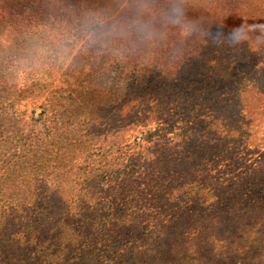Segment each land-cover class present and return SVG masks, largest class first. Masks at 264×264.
I'll use <instances>...</instances> for the list:
<instances>
[{
  "label": "trees",
  "instance_id": "1",
  "mask_svg": "<svg viewBox=\"0 0 264 264\" xmlns=\"http://www.w3.org/2000/svg\"><path fill=\"white\" fill-rule=\"evenodd\" d=\"M144 1L139 4L134 0L135 6H143L153 15H158L170 3H177L183 9L185 19L199 25V31L185 36L171 25H158L159 28H165V35L159 39L161 41L153 40L139 46L119 37L104 45L89 44L88 37L84 36L78 41L75 57L82 60L85 69L74 64L75 69H68V72L83 70L82 74L85 75L86 70L89 76L93 70L91 65L96 64L98 70L103 72L98 77L100 81L84 80L68 88L71 103L62 112L55 113L50 109L54 98L46 99L42 104L43 113L40 114L44 121L35 120L39 124L38 128L26 125L20 127L14 114L0 106V264L23 263L26 254L30 258L33 255L36 261L45 260L43 255L48 252L43 244L55 239L54 228H61L62 224L69 222L83 223L86 227L88 223L93 227L96 222L104 234H117L124 227L130 228L134 234L141 232L136 227L147 231L144 225L155 209L153 204L148 208L139 204L147 191L146 182L136 176L122 174L128 166L122 169L124 162H115L112 158H146L147 152L159 146L162 150L154 153H166L169 149V152L181 156L177 164L181 174H197L205 179L210 176L204 168L217 160L221 162L222 158H234L231 159L234 165L230 168L231 172L241 171L238 158L247 157L248 154H244L247 147L254 145L257 148V140H251V137H258L254 125L261 114L256 113L253 107L261 102L264 94V67L254 72H250L249 68L244 69L237 79L231 78L226 86H217V82L223 78L219 70L227 62L250 61L257 50L264 46V0H212L217 8L212 14H207L209 17L193 9V0ZM199 2L201 4L204 0ZM60 3V0H0V7H8L0 18V40L4 37L11 42L18 28L27 34L28 29L41 33L49 28L66 29V32L72 28L80 33L81 20L76 22L72 16L55 20L33 15L17 17L24 11L22 7L53 12ZM117 14L107 18V21H122L132 16ZM208 32L210 34L206 38ZM221 32L226 35H221ZM156 44L164 46L165 52L163 48L160 54L157 53ZM13 45L6 48L0 43V91L6 89L2 84L4 80L17 77L12 69L13 64L2 59L6 53H15ZM110 46L112 51L115 50L111 59L113 64L108 63ZM157 70L161 71L162 79L155 83L151 81V75H155ZM105 73L112 76L105 78ZM33 85L39 87V92L33 95L34 99L49 95L45 83L26 82L22 86L23 91ZM155 85L159 86V92L152 94ZM100 88H103L102 92H99ZM147 95H151L149 100ZM49 113L51 117H48ZM99 117L114 123L125 122L124 126H117L113 131V136L120 138L123 145L128 142L122 139L125 133L135 132L140 127L149 126V123L157 124V127L143 132L134 145H125L128 154L124 152L125 155H119V146V156L114 157V151L95 153L98 149L93 144L94 140L105 135V130H102L104 122ZM126 120L129 121L127 124ZM47 122L53 126H46ZM166 130L177 132L162 136ZM247 130L252 134L249 139L245 137ZM71 158H80L81 163L84 159L82 164H78ZM93 158H103L108 162ZM256 158L264 159V151L258 152ZM250 167L253 168L254 164ZM76 170H79V176L75 174ZM103 170L106 175L101 178L99 173ZM256 170L255 166L252 171ZM239 171L228 188L218 189L220 194L216 195L222 199L217 207L207 206L209 200L194 193L192 187L179 192V197L175 194V199L170 197V202L183 210L177 215L178 221L186 224L193 209L198 212L201 210L200 205L204 204L207 206L205 211L209 213L207 216L211 217V226L219 214L226 215L230 220L235 219L240 213L228 204L226 196L240 190L241 193L231 198L229 203H237L238 197H252L246 199L249 200L247 208L241 211L251 219L253 203L264 194V184L254 197L249 191H252L254 182L251 180L255 175L250 178L238 177L241 174ZM73 181L77 186L86 183L94 189L67 192L66 186H72ZM100 181L106 183L100 186ZM105 185L108 188L117 186L123 197L128 195L132 198L129 205L132 207L129 208L131 212L123 206L114 207ZM97 198L100 200L95 205L94 200ZM155 201L147 200L149 203ZM130 222L132 225H129ZM230 225H220V230L225 232V227ZM231 228L232 231L236 229L235 226ZM20 233H24L23 238H18ZM97 233L99 231L96 228L92 234ZM30 241L34 245L26 251ZM20 242L28 245L21 247ZM109 248L115 249L110 245Z\"/></svg>",
  "mask_w": 264,
  "mask_h": 264
},
{
  "label": "rangeland",
  "instance_id": "2",
  "mask_svg": "<svg viewBox=\"0 0 264 264\" xmlns=\"http://www.w3.org/2000/svg\"><path fill=\"white\" fill-rule=\"evenodd\" d=\"M54 1L57 2L58 0ZM60 1L61 3L58 9L53 12L36 11L35 9L22 7L24 11L19 13L17 17L33 15L34 17H50L52 20H55L60 17L68 18L72 16V19L77 22L78 20H82L83 17L93 14L104 16L107 19L119 12L117 15L128 17L137 9L143 7L139 5V7L135 6L136 3L134 0ZM136 1L139 4L145 2L144 0ZM192 3L194 6L193 9L197 13L205 14L206 17H209L207 14H212L217 8L216 4L212 3V0H204L201 4L200 2L198 3V0H193ZM79 6H81V9H79ZM7 9L8 7L5 5L0 7V18ZM28 30L29 34L24 33L22 28H18L17 32H14L15 37H13L11 42L4 37L0 40V43L6 48H8L10 44H14L12 50L15 53H6L2 56V59L4 58L9 64H13L12 69H14V72L17 74L15 79H10L8 81L4 80L2 83L6 86V89L0 91V102H2L0 106L4 107V110H7L8 113L14 114L20 127L26 125L27 127L29 126V128H38L39 124H36L35 120H40V122L44 121V118H42L40 114L43 113L42 104L46 102V99L49 98L52 100L54 98L53 106L50 107V109L55 113L62 112L63 109L65 110L66 106L71 103V99H69L70 91H68V88H73L78 82H83L84 80L94 79V82L96 80L100 81L101 79L98 77H100L101 74L103 75V72L98 70V65L96 64L91 65L93 70L89 76L86 74V70H84L85 75H83V70H79L77 73L68 72V69H75L74 64L79 65L80 69H85V67L82 66V60L80 58L76 59L75 57L78 50V41L86 36L82 31L78 33L72 28H69V32H66V29L59 30L55 28H49L46 32L41 33H39V30ZM160 31L162 36L165 35V28H160ZM16 37H25L28 40H17ZM37 37L59 39L65 42L67 44V55L60 60L49 61L41 66L21 63L19 54ZM159 39L160 38L156 40L161 41ZM157 46V53L160 54L163 48L165 52L164 46L162 47L161 44L160 46L156 44V47ZM112 49L113 48L110 46V51L108 53L110 59L108 61L109 64H113L111 59L113 58L115 50L112 51ZM162 56H164V54ZM84 59L91 61L88 57ZM95 62L97 63L99 61ZM160 63L161 62L158 64L159 67ZM50 67L51 70H49ZM259 67H264V46L257 50L253 59L250 61L227 62L225 67L219 70L222 72L223 78L220 82H217V86H226L230 83L231 78L237 79L244 69L246 70L249 68L250 72H254ZM160 73L161 71L157 70L155 75H151L153 78L151 81L155 83L161 81L162 74ZM91 76L92 78H90ZM105 76V78H107L112 75L105 73ZM29 81L32 83L47 84L45 87L48 89L49 95L41 99H34L33 95L39 92V87L33 85L26 91H23L22 88L23 84ZM100 89L99 92H102L103 88ZM152 90V94L159 92V86L155 85ZM60 95L61 98L59 99L58 97ZM150 96L147 95V100H149ZM62 97L65 99L61 100ZM148 102H146V104H150ZM253 109H255L256 113L261 114V116L258 117L259 120L257 119L254 125V129L258 132V137H251V140H257V148L255 149L254 145L252 147L246 146L247 149L244 150V154H248L247 157L238 158L241 162V171L238 170L241 174L239 173L240 175L238 177L250 178L255 175L251 180L254 182L252 185L253 188H251L252 191L248 190L255 197L260 190L259 187H262L264 184V159L260 160L261 158H256L258 152L264 151V94L262 95L261 102L257 103ZM126 110L127 109H125V111ZM245 115L247 116L248 114L245 113ZM48 117H51V113H49ZM99 119L104 122L102 127L104 129L102 130H105L103 133H105L106 136L102 135L94 140L93 144L98 149L95 153L99 151H114L112 154L114 157L119 156L121 153L125 155L124 152L128 154L129 151L126 149L125 145H134L135 141L141 137L143 132L149 129L153 130L157 127V124L149 123V126L140 127L135 132L125 133L122 139L128 140V142L123 145L121 144L120 138L118 139L113 136V131L117 129V126H124L125 122L114 123L115 121L112 122L103 117H99ZM128 122L129 121L126 120V124ZM146 122L149 121L146 120ZM50 123L51 122H47L45 125L52 127L53 124L50 125ZM106 125L107 127L105 128ZM163 127L165 128L167 126L163 125ZM171 132H177V130H166L163 132L162 136H168ZM246 132L247 135L245 137L249 139V136L252 134L248 130ZM119 146L121 152L118 155L117 150ZM90 149L91 147L88 148V150ZM157 150L162 149L156 146L145 154L146 158H112L115 162H124V165H121L122 169L128 166L122 174H130L131 176H136L140 181L146 182L145 184L147 186L145 188L147 191L142 195L143 198L139 204L146 208L151 207V204H153V208L155 209L151 212L153 216L148 219L147 223L144 225L147 227V231H145V228L136 227L141 232H136L134 234L130 228L127 229L124 227V230H119L117 234H104L101 233V226L96 222L95 226H93L94 228L90 226L89 223L86 227L83 226V223L69 222L62 224L61 228H54L55 239L43 244V247L47 248L48 252L46 255H43L45 260L41 261L42 259H40L36 261L33 255L30 258L26 254L25 260L20 264H91V262L92 264H264V194L253 203V215L251 219L247 217V214H243L241 211L247 208L249 200L246 199H251L252 197H238L237 203H229L231 198L241 193V190L233 192L230 196H226L229 199L228 204L232 205V208L236 210L237 213H240L237 218L230 220L226 215L219 214L215 224L211 226V217L207 216L209 213L205 211L207 206L214 205L217 207L222 199L221 196L216 195L220 194L217 192L218 189H222L223 187L228 188L230 182L236 178L238 171L231 172L230 170V168L234 166L231 162V159L234 158H222L221 162L217 160L213 165L205 167L204 170L208 172V176L210 177L203 179L200 175L197 176V174H181L180 167H177V164H179L181 160V156L169 152V149L166 150V153H154ZM254 150H256L257 154ZM71 159L78 161V164H82L84 158L82 159V163L79 161L80 158ZM93 159H101L104 162H108L103 158ZM78 164L77 166H81ZM251 164H254L253 168L250 167ZM255 166L257 170L252 171ZM219 171H221V173H219ZM75 174L79 176V170H76ZM105 175L106 171L104 170L99 173L101 178ZM74 177L76 178V176ZM79 178L81 179L82 177L80 176ZM151 179L152 181H150ZM105 183L106 181H100V186ZM189 187H192L194 193L203 195L204 198L209 200V203L207 206L206 204L200 205L201 210L198 212L193 209V212L190 213L191 218L188 217V222L184 224L182 221H178L177 216L178 213L183 210L179 209V206L173 205L169 199L170 197L175 199V197H173L175 194L179 197V192H184V190H187ZM66 188L67 192L72 193L94 189L92 185L86 183L77 186L74 181L72 182V186H66ZM105 189L109 190L111 201L115 208H121L122 206L128 208V210L132 208L129 207L132 198L128 197V195L123 197L117 186L111 185L109 188L106 186ZM244 190L245 188L242 189V192ZM155 199L156 201L153 203L147 202V200L154 201ZM98 200L100 199L97 198L94 200L95 205H97ZM125 201H127L126 204ZM99 206L100 205H98V207ZM129 211L131 212V210ZM219 216H224V218H219ZM122 223L126 224L127 221H122ZM131 223L132 222H130L129 225H132ZM226 223L231 225L225 227V232L221 231L220 225ZM234 226L236 229L232 231L231 227ZM96 228L99 233L93 235L92 232L95 233ZM106 230L110 229L107 228ZM23 236L24 233H20L18 238H23ZM29 243L30 245L26 251L30 250L32 245H34L33 241ZM21 245L28 244L20 242V246ZM109 245L115 249H107ZM35 251H33V254Z\"/></svg>",
  "mask_w": 264,
  "mask_h": 264
},
{
  "label": "clouds",
  "instance_id": "3",
  "mask_svg": "<svg viewBox=\"0 0 264 264\" xmlns=\"http://www.w3.org/2000/svg\"><path fill=\"white\" fill-rule=\"evenodd\" d=\"M158 25H171L181 30L185 36L199 31V25L194 21L186 20L183 9L175 2L162 9L158 15L141 8L129 18L111 23L104 16L88 15L82 18L80 29L88 37L89 44L104 45L119 37L139 46L162 38ZM209 34L210 32L206 34V38ZM221 35L226 34L221 32ZM66 55L65 42L37 37L19 54V60L23 64L41 66L49 61L60 60Z\"/></svg>",
  "mask_w": 264,
  "mask_h": 264
}]
</instances>
